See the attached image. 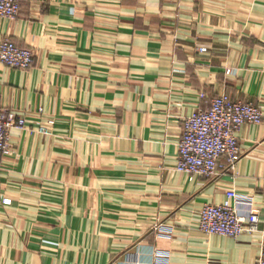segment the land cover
<instances>
[{
  "label": "crops",
  "instance_id": "0c3cea01",
  "mask_svg": "<svg viewBox=\"0 0 264 264\" xmlns=\"http://www.w3.org/2000/svg\"><path fill=\"white\" fill-rule=\"evenodd\" d=\"M6 38L34 64L0 61V106L28 126L0 170V264L258 263L261 234L199 218L235 190L264 230V117L238 131L235 171L190 180L176 163L184 119L215 97L264 114V0H24Z\"/></svg>",
  "mask_w": 264,
  "mask_h": 264
},
{
  "label": "built area",
  "instance_id": "2783aa9c",
  "mask_svg": "<svg viewBox=\"0 0 264 264\" xmlns=\"http://www.w3.org/2000/svg\"><path fill=\"white\" fill-rule=\"evenodd\" d=\"M23 1L0 0V18L18 17ZM200 50L207 51V48ZM0 61L9 67L28 69L34 64V52L9 38L2 39ZM263 117L261 107L253 102L233 98L228 93L215 97L208 109H198L184 119L176 170L186 174L190 180L213 177L222 169L235 171L241 158L238 131L246 123L260 124ZM53 123L49 121L48 124L40 125L38 131L51 135ZM27 127L25 115L0 106V170L3 160L12 154L11 130ZM223 158L226 164L222 162ZM226 196L222 203L204 205L200 212L199 229L207 234H220L234 239L244 234H261L262 252L257 264H264V230L260 229L259 215L251 210L244 215L233 205V201H238L251 207V200L242 199L235 190L227 191ZM4 202L10 204L11 200L5 199ZM171 231L167 229L165 232ZM159 252L157 260L168 261L169 254Z\"/></svg>",
  "mask_w": 264,
  "mask_h": 264
}]
</instances>
